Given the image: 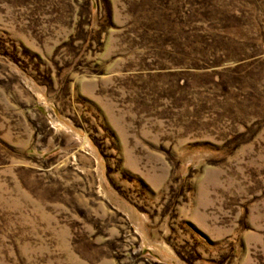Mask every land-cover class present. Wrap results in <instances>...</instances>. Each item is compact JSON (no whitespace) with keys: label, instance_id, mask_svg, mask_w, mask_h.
<instances>
[{"label":"rangeland","instance_id":"rangeland-1","mask_svg":"<svg viewBox=\"0 0 264 264\" xmlns=\"http://www.w3.org/2000/svg\"><path fill=\"white\" fill-rule=\"evenodd\" d=\"M0 264H264V0H0Z\"/></svg>","mask_w":264,"mask_h":264}]
</instances>
